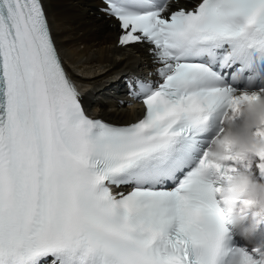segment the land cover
<instances>
[{
	"label": "snow or ice",
	"instance_id": "1",
	"mask_svg": "<svg viewBox=\"0 0 264 264\" xmlns=\"http://www.w3.org/2000/svg\"><path fill=\"white\" fill-rule=\"evenodd\" d=\"M103 4L158 65L128 82L145 112L125 126L86 115L43 0H0V264H261L264 247H224L218 193L240 171L264 184V122L239 155L208 150L264 98V0Z\"/></svg>",
	"mask_w": 264,
	"mask_h": 264
},
{
	"label": "bare ground",
	"instance_id": "2",
	"mask_svg": "<svg viewBox=\"0 0 264 264\" xmlns=\"http://www.w3.org/2000/svg\"><path fill=\"white\" fill-rule=\"evenodd\" d=\"M196 1L176 0L168 11L190 7ZM43 3L53 40L68 73L80 87L88 113L121 125L140 118L143 109L139 103L125 100V83L149 72L155 75L158 65L152 63L148 46H118L117 23L100 11L104 5L99 0Z\"/></svg>",
	"mask_w": 264,
	"mask_h": 264
},
{
	"label": "clouds",
	"instance_id": "3",
	"mask_svg": "<svg viewBox=\"0 0 264 264\" xmlns=\"http://www.w3.org/2000/svg\"><path fill=\"white\" fill-rule=\"evenodd\" d=\"M236 116L238 119L233 122L232 114L227 115L222 138L208 150L209 164L219 162L225 144L230 145L236 155L250 149L254 143L252 129L264 122V98L256 104H243ZM218 196L227 223L241 238L250 239L255 230L249 223V217H264V184L253 182L250 175L240 171L223 182ZM262 247L257 245L253 250ZM261 264H264V254L261 255Z\"/></svg>",
	"mask_w": 264,
	"mask_h": 264
},
{
	"label": "rangeland",
	"instance_id": "4",
	"mask_svg": "<svg viewBox=\"0 0 264 264\" xmlns=\"http://www.w3.org/2000/svg\"><path fill=\"white\" fill-rule=\"evenodd\" d=\"M91 71H93V69Z\"/></svg>",
	"mask_w": 264,
	"mask_h": 264
}]
</instances>
